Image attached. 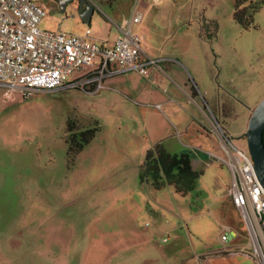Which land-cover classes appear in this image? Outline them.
<instances>
[{"label":"rangeland","instance_id":"rangeland-1","mask_svg":"<svg viewBox=\"0 0 264 264\" xmlns=\"http://www.w3.org/2000/svg\"><path fill=\"white\" fill-rule=\"evenodd\" d=\"M145 2L154 6L152 14L142 20L141 8L126 18L127 30L159 33L183 20L173 38L183 61L175 77L200 108L183 91L178 99L163 87L157 94L146 78L133 75L105 81L94 95L70 89L24 98L0 87V264H259L224 256L253 255L247 227L227 195L231 172L224 162L205 159L185 195L172 186L155 190L139 174L157 143L171 154L196 144L227 158L220 132L219 140L203 129L210 128L201 111L211 116L206 103L218 104L227 118L220 124L234 145L245 147L249 117L264 98V8L245 30L233 20L235 0ZM38 3L48 11L40 28L84 34L88 25L75 5L61 12L59 4ZM156 95L168 98L177 115L168 106L153 108ZM68 118L84 127L99 124L73 161L65 142ZM193 124L201 139L186 133ZM230 220L236 237L223 241Z\"/></svg>","mask_w":264,"mask_h":264},{"label":"built area","instance_id":"built-area-1","mask_svg":"<svg viewBox=\"0 0 264 264\" xmlns=\"http://www.w3.org/2000/svg\"><path fill=\"white\" fill-rule=\"evenodd\" d=\"M38 1L0 0V87L7 92L28 98L39 91L81 89L94 95L111 78L126 72L146 77L149 66L162 62L141 61L142 37L130 31L108 44L94 42L89 29L82 35L43 30L48 11ZM218 132L227 156L221 160L231 172L227 195L247 227L253 257L264 264V190L246 146Z\"/></svg>","mask_w":264,"mask_h":264},{"label":"crops","instance_id":"crops-1","mask_svg":"<svg viewBox=\"0 0 264 264\" xmlns=\"http://www.w3.org/2000/svg\"><path fill=\"white\" fill-rule=\"evenodd\" d=\"M88 1L94 6V10L92 13H90L89 9H86L85 7L82 8V15L86 19H88V22L84 23L88 25L87 27L84 28V30L86 31L87 29H89L91 32V39L94 42H98V43L100 42V43L111 44L118 38L125 36L128 33L127 30L128 23L126 21V18L129 17L130 19L133 20L134 17L136 16V13L139 12L141 8H143L144 10V14H141L142 20L144 19L145 16L149 17L154 10V6L152 5V3L151 4L146 3L145 0H88ZM174 3L177 4V2ZM96 14L103 15L102 16L103 19L99 20ZM182 21L183 20L179 18L174 19L172 22H170L168 28L165 29L164 32L162 31L159 33L157 32L155 33L152 29L149 28L148 30H145L143 34L141 33H140L141 35L139 34L142 37V41L140 43L141 61H147V60L162 61L160 65L149 66L147 68L148 74L144 78H146L150 82V85L156 88L157 91L154 92H156L157 94L160 93L159 90L161 89V87H163V91L166 90L168 96L174 94L177 99L180 98L178 97L180 96L179 92L180 91L184 92V90H182V87L180 86L179 82L177 81V78L175 77L176 74L175 70L177 69L180 70L181 67H183V61L181 60L178 52L175 50V43L173 41V38L174 37L177 38L178 35H176L177 34L176 32L181 27L183 23ZM130 32L136 33L132 29ZM161 73L165 75V78L162 77ZM132 75L135 77L141 76L136 72H126L114 78L125 80L128 77L130 79H133L134 77ZM110 81L111 79L107 80L106 82L109 84ZM106 87L107 85H104V88ZM161 94H163V92ZM184 94L200 108V106L195 102L193 96L189 95L186 92H184ZM123 95H125V93ZM150 105H152L153 108H157L158 106L160 107L168 106L167 109L169 110V112L175 116L177 115L176 114L177 110L175 111V109L171 107L170 100L168 98L162 97L161 95H156V97H154V103ZM205 106L207 107L211 115L208 116L206 112L203 109H201L202 113L204 114L210 125L209 129L203 127V129L204 128L207 129L205 132L214 133L220 140L217 130L218 128H221L224 130L225 135L232 141L233 138L228 135L226 129L223 128L222 125L220 124V121L222 120L225 121L227 120V118H222L221 116L222 111L219 110L218 104L214 103L212 105H209L208 103H206ZM215 120H217V124L215 123ZM194 125L195 124H193L192 126ZM197 127L199 126H196V128H192V129L186 128V133L190 134L191 138H198L199 136V139H201L202 133L198 130ZM220 143L222 147L223 146L222 141H220ZM186 147L188 149V152H196V154L193 157L194 167H202L204 163L203 161L207 158H211V159L214 158L221 160L220 158L216 157L210 149H206L201 145L189 144ZM197 155H200L202 158L194 159L195 156ZM196 162L198 163L195 164ZM228 222L229 223H227L225 226L228 229L227 237H230L232 240L236 237V229L234 228L233 226L234 224L231 220ZM239 242L240 239L235 244L238 245ZM226 253L227 254L224 256L234 257L233 260L237 259L239 255H243L246 258L255 259V257H253L252 254L250 253L248 254L246 252H243L242 254L234 253V255H232L230 252H226ZM212 263L213 261L210 262V264Z\"/></svg>","mask_w":264,"mask_h":264},{"label":"trees","instance_id":"trees-1","mask_svg":"<svg viewBox=\"0 0 264 264\" xmlns=\"http://www.w3.org/2000/svg\"><path fill=\"white\" fill-rule=\"evenodd\" d=\"M264 8V0H235L233 20L241 28L247 30L254 27V16ZM99 131L98 122L82 126L76 118L66 121L65 142L67 154L74 158L88 145ZM245 138V134L243 135ZM264 144V131L262 135ZM203 174L201 167H194L191 152L171 154L161 143H157L146 153L145 161L140 168L141 183H149L155 190L172 186L175 192L185 195L192 192L196 181Z\"/></svg>","mask_w":264,"mask_h":264},{"label":"water","instance_id":"water-1","mask_svg":"<svg viewBox=\"0 0 264 264\" xmlns=\"http://www.w3.org/2000/svg\"><path fill=\"white\" fill-rule=\"evenodd\" d=\"M85 7L89 9L92 13L94 6L88 0H81L77 6V12L83 21V23L88 22L82 15V8ZM65 10V7H61V12ZM217 124V120H215ZM264 131V98L255 106L252 110L247 123V130L245 133V143L246 148L253 160L256 176L259 183L264 190V144L263 135Z\"/></svg>","mask_w":264,"mask_h":264},{"label":"flooded vegetation","instance_id":"flooded-vegetation-1","mask_svg":"<svg viewBox=\"0 0 264 264\" xmlns=\"http://www.w3.org/2000/svg\"><path fill=\"white\" fill-rule=\"evenodd\" d=\"M46 6H50L51 4H59L60 7H67L70 4L75 5L76 7L81 2V0H44Z\"/></svg>","mask_w":264,"mask_h":264}]
</instances>
